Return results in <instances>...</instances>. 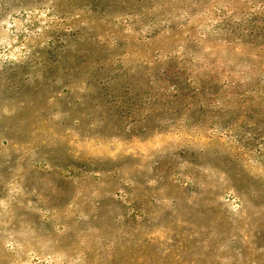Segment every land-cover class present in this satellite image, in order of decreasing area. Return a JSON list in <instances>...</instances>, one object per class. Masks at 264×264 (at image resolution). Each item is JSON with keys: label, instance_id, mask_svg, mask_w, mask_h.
<instances>
[{"label": "rangeland", "instance_id": "1", "mask_svg": "<svg viewBox=\"0 0 264 264\" xmlns=\"http://www.w3.org/2000/svg\"><path fill=\"white\" fill-rule=\"evenodd\" d=\"M0 264H264V0H0Z\"/></svg>", "mask_w": 264, "mask_h": 264}]
</instances>
